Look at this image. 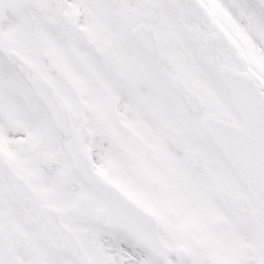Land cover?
Returning <instances> with one entry per match:
<instances>
[{"label":"snow or ice","instance_id":"obj_1","mask_svg":"<svg viewBox=\"0 0 264 264\" xmlns=\"http://www.w3.org/2000/svg\"><path fill=\"white\" fill-rule=\"evenodd\" d=\"M0 264H264V0H0Z\"/></svg>","mask_w":264,"mask_h":264}]
</instances>
